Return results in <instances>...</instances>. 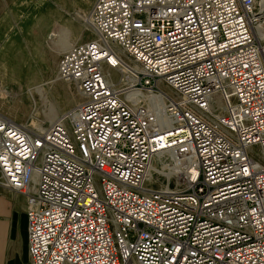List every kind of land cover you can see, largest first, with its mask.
<instances>
[{
	"label": "built area",
	"instance_id": "1",
	"mask_svg": "<svg viewBox=\"0 0 264 264\" xmlns=\"http://www.w3.org/2000/svg\"><path fill=\"white\" fill-rule=\"evenodd\" d=\"M253 9L94 1L93 38L58 65L82 101L43 132L0 116V181L27 197L28 264H264V46ZM124 67L135 81L121 90L106 69ZM130 88L161 99L131 102ZM157 153L198 169L185 192L145 190Z\"/></svg>",
	"mask_w": 264,
	"mask_h": 264
},
{
	"label": "rangeland",
	"instance_id": "2",
	"mask_svg": "<svg viewBox=\"0 0 264 264\" xmlns=\"http://www.w3.org/2000/svg\"><path fill=\"white\" fill-rule=\"evenodd\" d=\"M94 1L0 0V116L38 132L39 125H50L48 116L61 119L82 101L76 86L58 76L60 58L66 51L56 60L52 55L58 52L57 42H64L66 49L67 44L93 38L88 17ZM255 1L261 10L259 0ZM162 88L173 92L166 85ZM136 92L140 96L152 93ZM181 164L169 162V167H162L158 162L155 181L145 186L185 192L190 186L189 165ZM27 206L25 195L1 185L0 264H28Z\"/></svg>",
	"mask_w": 264,
	"mask_h": 264
},
{
	"label": "bare ground",
	"instance_id": "3",
	"mask_svg": "<svg viewBox=\"0 0 264 264\" xmlns=\"http://www.w3.org/2000/svg\"><path fill=\"white\" fill-rule=\"evenodd\" d=\"M257 2H259V4L262 5V8H261V10H259L258 7H257L256 1L254 0L253 14L255 16L257 15L256 16L257 18L260 17L259 19H261V22H258L256 25H254V31H255V36H256L257 40L259 42H261L262 45L264 46V21H263L264 20V0H259ZM57 43L59 44V47L56 48V49H58V52L57 51L56 52L54 51L53 52V55H52V58L53 59L55 58V60L57 59V57L59 56V54L61 52H65L68 49H70L71 47L75 46V43L72 44V45H70V46L67 44L68 48L65 49L66 46L64 45V42H62V43L61 42H57ZM58 44H56V45H58ZM52 47H54V46H52ZM134 65H135V63H134ZM106 72L109 73V76L107 75L108 76V79H109V82H113L115 84V86H116L117 89L119 88V89L122 90L128 84H131V82L133 83L135 81V79L133 78V76L131 75V73L129 72V70H128L127 67H124V68L118 69V70H111L110 68H107L106 69ZM58 76H60L59 71H58ZM137 89L143 90V89H140V88H130L126 92H123V94L126 97V99H128L131 102H137V101H139V98L140 97L141 98L144 97L146 99H149V98L150 99H154L156 97H159V95H157V93H147L145 96H140L136 92ZM159 99H161V97H159ZM48 118L49 119H46V120H48V121H46L47 124H51V123H54V122H57L58 120H60L58 118L55 119V116H52V115L51 116H48ZM160 119H162L161 116H160ZM39 124H41V123H39ZM37 130H39V132H43L45 130V127L39 125ZM158 162H160V164L162 165V167H169L168 166L169 165V162H173V163H175V165H179V166L182 165L181 164L182 163L181 161L174 160V158H172L171 156L169 157L166 153H157L154 156V158H153V160L151 162V165H150V168H149V171H148L149 175L147 174V177L148 178H146L145 184L152 183L153 181H155L156 175H154V173L158 171L157 170L158 169V167H157L158 166L157 165ZM183 163L185 164V166H186V164H187V166L189 165L187 167V175H188L187 177H188V181H190L191 175H195L197 173L198 169L196 167H194L193 163H191V164L186 163V162H183ZM150 175H151V177H150ZM1 185H2V182L0 181V187H1ZM145 190L146 191H153V189H151L149 187H146Z\"/></svg>",
	"mask_w": 264,
	"mask_h": 264
}]
</instances>
